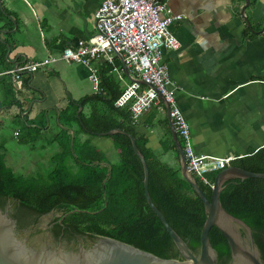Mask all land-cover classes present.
<instances>
[{"label": "crops", "instance_id": "obj_1", "mask_svg": "<svg viewBox=\"0 0 264 264\" xmlns=\"http://www.w3.org/2000/svg\"><path fill=\"white\" fill-rule=\"evenodd\" d=\"M167 1L181 16L171 25L180 47L164 50V63L190 124L195 153L237 159L258 151L264 146V0H249L245 15L250 26L241 15L246 0ZM101 2L0 0V142L5 160L9 154L17 160L24 154L37 160L57 157L63 131L60 111L69 100L92 95L76 87L69 90V80L76 86L81 81L92 84L95 69L101 81L107 67L110 78L124 83L122 90L130 82L119 55H111L112 62L101 56L90 67L72 63L74 73L60 58L65 49H76L95 34ZM48 58L58 60L46 69L23 72L20 85L8 73ZM164 119L168 121L167 113L151 109L134 124L142 143L160 158L170 152ZM97 137L92 144L112 157V142ZM86 138L80 134L81 141ZM12 139L14 147L8 146Z\"/></svg>", "mask_w": 264, "mask_h": 264}, {"label": "trees", "instance_id": "obj_2", "mask_svg": "<svg viewBox=\"0 0 264 264\" xmlns=\"http://www.w3.org/2000/svg\"><path fill=\"white\" fill-rule=\"evenodd\" d=\"M107 71V67L102 68L104 77L100 81V93L71 99L60 111L61 152L51 160L50 171L37 177L17 175L7 165L3 154L5 146L0 142V202L14 200L37 215L62 211L63 215L55 219L56 229L65 227L67 233L72 231L94 240L112 238L162 259H182L170 234L147 203L143 166L130 139L121 133L99 135L122 129L134 136L146 160L148 190L154 205L189 249L199 255L206 221L205 207L181 175L179 153L168 121L164 119V125L170 141L168 151L174 153V165L164 162L146 147L129 113L114 106L123 90L118 79L110 78ZM79 105L83 109L78 115ZM80 134L87 138L81 141ZM97 136L112 142L116 161L92 144ZM231 165L264 173V146L235 159ZM218 173L208 176L212 183ZM195 179L210 200L212 189ZM224 186L219 195L223 209L250 227L264 264V179H236ZM209 237L217 253V264H230L231 250L223 233L212 227Z\"/></svg>", "mask_w": 264, "mask_h": 264}, {"label": "built area", "instance_id": "obj_3", "mask_svg": "<svg viewBox=\"0 0 264 264\" xmlns=\"http://www.w3.org/2000/svg\"><path fill=\"white\" fill-rule=\"evenodd\" d=\"M180 18V15L173 13L167 0H102L95 15V34L80 41L76 49H65L60 58L67 64L90 67L101 56L112 62L111 55H121L122 70H127L132 78L143 83L130 81L114 106L127 111L135 124L151 109L167 113V104L189 173L212 189L214 183L208 176L229 167L236 158L200 156L194 151L190 124L176 100V87L163 54L164 50L180 47L171 30L172 23ZM57 60L33 61L17 66L8 73L20 85V74L46 69ZM90 80L94 93H100V79L95 69H92Z\"/></svg>", "mask_w": 264, "mask_h": 264}, {"label": "water", "instance_id": "obj_4", "mask_svg": "<svg viewBox=\"0 0 264 264\" xmlns=\"http://www.w3.org/2000/svg\"><path fill=\"white\" fill-rule=\"evenodd\" d=\"M248 4L249 0H246V5L241 9V15L247 25L250 26L245 15ZM262 31H264V26ZM119 56L121 57V55ZM126 73L130 77L131 82L138 81L143 83L140 80L132 78L127 70ZM166 108L172 139L179 153L181 175L192 186L195 193L203 201L205 207L206 221L201 233L199 255L194 254L189 249L187 243L174 231L164 215L154 205L148 190V166L137 146L134 136L125 130L114 129L108 133L99 135L104 136L121 133L130 139L133 150L143 166L144 192L147 203L170 234L182 259H162L132 245L108 237L95 238L90 248L86 249L81 246L77 253L65 252L61 248H57L56 250H34L27 247L25 242L19 240L15 233V221L0 211V264H217V253L213 249L209 237V232L212 227H217L226 237L231 250V264H263L260 259V252L253 239L252 230L243 221L231 216L223 209L219 195L225 187V183L229 181L236 179L245 180L248 178L264 179V173L249 172L230 165L217 174L212 188L211 199L208 200L195 177L188 171L185 153L174 129L173 120L167 104ZM1 109L2 106L0 103V111ZM81 111L82 105H79L78 115ZM51 215L52 213H49L43 217L40 220L41 223L45 224L49 222ZM242 231L245 232L247 240L243 237ZM47 237L46 233H42L38 236V239L43 240Z\"/></svg>", "mask_w": 264, "mask_h": 264}, {"label": "flooded vegetation", "instance_id": "obj_5", "mask_svg": "<svg viewBox=\"0 0 264 264\" xmlns=\"http://www.w3.org/2000/svg\"><path fill=\"white\" fill-rule=\"evenodd\" d=\"M0 211L15 221L16 236L19 240L25 242L27 247L34 250H56L57 248H61L65 252L77 253L81 246L86 249L90 248L95 241L90 237L79 235L72 231L67 233L65 227L63 230L56 229L54 218L58 213L61 214L59 216L61 217L63 215L62 211H54L53 220L51 219L45 224L40 221L45 215H37L11 199L0 202ZM61 222L62 219L59 220V223ZM42 233H46L48 237L43 240L38 239V236ZM242 235L246 237L243 231Z\"/></svg>", "mask_w": 264, "mask_h": 264}, {"label": "rangeland", "instance_id": "obj_6", "mask_svg": "<svg viewBox=\"0 0 264 264\" xmlns=\"http://www.w3.org/2000/svg\"><path fill=\"white\" fill-rule=\"evenodd\" d=\"M75 65L76 64H73L72 67H67L66 65L65 66L67 67L68 72L74 73ZM68 82H69L68 87H69V90H71V91H73V88L76 87L78 89L83 90V92H85L86 94H93L94 93L93 85L90 82H88V81L87 82L81 81L83 83L78 82L77 86L73 84L72 80H69ZM123 85H124V83H122V81H121L120 82V86L123 87ZM164 117H166V116H164ZM103 139L107 140L108 138L103 137ZM15 143H16L15 140L12 139V142L8 143V146L14 147L16 145ZM168 144H170V141L168 142ZM160 150H164V149L162 148ZM160 150H159L158 153H160ZM110 155L112 156V159H111L112 161L113 160L114 161L117 160L116 151L110 152ZM7 156H10L9 159L6 160L7 165L10 168H12L17 175H21V176H35V177H37L39 174H44V173H46V172H48V171H50L52 169V162L50 160L30 159L27 154H24L23 155L24 158L20 159V160H17L16 158L14 159V157L17 156V155L14 156L12 154H9ZM30 157H31V155H30ZM161 160H163L164 162H166V163H168L170 165H174L176 163L175 159H174V153L171 152V151L167 152L165 157H162ZM60 215L61 214L58 213V215H56L54 219H57ZM45 216H43V217H45ZM51 219L53 220V212H52L50 220ZM243 233L245 234V232H243ZM244 238L247 240V236L244 237Z\"/></svg>", "mask_w": 264, "mask_h": 264}]
</instances>
